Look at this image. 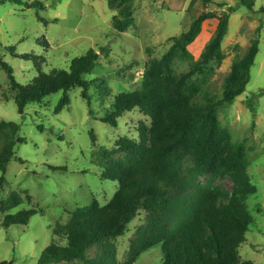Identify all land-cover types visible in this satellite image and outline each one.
I'll use <instances>...</instances> for the list:
<instances>
[{"label":"rangeland","instance_id":"374dc122","mask_svg":"<svg viewBox=\"0 0 264 264\" xmlns=\"http://www.w3.org/2000/svg\"><path fill=\"white\" fill-rule=\"evenodd\" d=\"M40 1L42 9L0 0V57L14 67L19 83H30L39 69L33 59L13 55L11 46L16 47L18 55L34 52L45 57L41 70L46 72L69 69L73 58L91 47L100 53V58L93 71L85 74L92 81L91 105L82 97L81 88L76 87L69 92L70 103L58 113L55 106L62 91L41 102L29 103L20 113L16 92L0 65V120L19 123L20 134L26 138L16 146V156L6 172L0 171V178L5 177L0 184V202L15 191L23 202L11 212L38 210L28 224L9 227L3 225L5 214L0 211V264H37L41 252L52 241L57 222L66 220L70 212L85 211L93 202L103 206L111 200L119 184L101 179V150L113 149L124 135L138 137L140 122L149 124L150 120L138 108L124 113L118 127L103 122L100 116L110 111L117 95L140 89L150 64L160 59L201 13L222 9L220 4L225 5L223 9L236 7L223 42L225 56L220 65L212 61L206 68L196 70L192 81L201 87L198 101H204L206 96L221 98L233 62L246 52L253 39H259V52L245 92L223 105L218 116L221 125L229 128L231 138L246 144L248 171L257 187L247 200L254 222L240 255L243 260L264 264V95H260L264 87V0H256L253 9L239 0H135L134 22L125 31L115 28L119 9L111 8L108 0ZM215 30V19L203 22L196 40L188 47L190 58L175 61L176 74L190 71L191 65L200 60ZM103 81L110 87L105 99L98 87ZM215 181L228 189L232 187L228 176ZM145 221L146 212L140 210L128 224L127 232L116 239L121 263L126 261L131 240ZM91 252L94 249L89 256ZM134 264H163L162 246L142 253Z\"/></svg>","mask_w":264,"mask_h":264},{"label":"trees","instance_id":"16d2710c","mask_svg":"<svg viewBox=\"0 0 264 264\" xmlns=\"http://www.w3.org/2000/svg\"><path fill=\"white\" fill-rule=\"evenodd\" d=\"M3 1L44 7L40 0ZM134 1L108 0L111 8L119 9V16L114 18L118 31L133 24ZM239 2L250 9L256 4V0ZM219 6L222 9L201 13L169 50L150 64L140 89L117 95L110 111L100 116L103 122L118 127L124 113L138 108L150 123L140 122L138 137L124 135L113 149L101 150L100 177L118 182L117 191L107 204L93 202L85 211L70 212L66 220L57 222L52 241L41 252L37 264H67L75 260L85 264H134L142 253L157 245L162 246L163 264H257L243 260L239 251L254 222L247 200L257 192L248 171L247 146L231 138L218 114L223 105L245 92L259 52V39H253L246 52L233 62L221 98L206 96L204 101H198L201 87L192 81L196 70L206 68L212 61L220 65L225 56L223 42L236 7ZM212 19L216 20V30L200 60L191 65L190 71L176 74L175 61L190 58L189 45L196 40L203 22ZM44 43L49 44L46 39ZM1 45L0 41V48ZM10 50L15 56L33 59L39 69L30 83L21 84L15 78L14 67L0 57V65L16 92L20 113L29 103L41 102L62 91L55 106L58 113L70 103L69 92L76 87L81 88L82 97L91 105L92 81L85 74L99 62L100 53L95 48L73 58L69 69L53 68L47 72L41 70L45 57L34 52L18 55L14 46ZM102 83L98 87L105 99L110 87ZM260 95H264V87ZM23 142L26 138L20 134L19 123L0 120V171L6 172L16 156V146ZM19 161L24 159L19 157ZM226 176L231 189L215 181ZM203 177L205 181L201 180ZM4 181L2 176L0 184ZM22 202L15 191L0 202L5 227L26 225L38 213L35 208L11 212ZM140 210L146 212V221L138 227L128 257L121 263L116 239L127 232L128 224Z\"/></svg>","mask_w":264,"mask_h":264}]
</instances>
